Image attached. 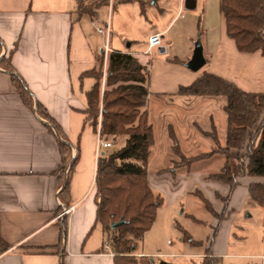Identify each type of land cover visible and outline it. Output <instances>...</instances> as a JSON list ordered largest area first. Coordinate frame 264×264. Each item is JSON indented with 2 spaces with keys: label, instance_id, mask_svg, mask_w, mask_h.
I'll list each match as a JSON object with an SVG mask.
<instances>
[{
  "label": "crops",
  "instance_id": "0c3cea01",
  "mask_svg": "<svg viewBox=\"0 0 264 264\" xmlns=\"http://www.w3.org/2000/svg\"><path fill=\"white\" fill-rule=\"evenodd\" d=\"M94 1L98 0H0V58L15 49L14 74L24 80L34 102L31 107L23 101L12 81V73L0 65V264H114L110 242L102 225L96 224L94 183L98 133L91 124H85L87 92L96 79L82 75L102 63L105 72L111 51L131 53L148 66L138 51L113 49L109 43L111 51L105 57L92 28L100 8L95 16L81 15L79 11L81 4ZM114 3L115 0H108L104 6L111 8ZM163 12L166 14L165 9ZM219 12L206 23L202 35L204 67L198 71L187 67L193 47L186 54V60L174 54L160 61L152 72L149 93L152 89L157 95H182L178 93L180 87L192 84L205 71L230 80L245 91L264 92V55L261 51H239L227 33L224 15ZM179 19L178 12L166 25L151 21L144 54L151 53L149 37L153 33H161L162 45L164 41L172 43V24ZM162 45L160 52L164 49L167 53V46ZM212 98L222 100L225 108L226 97ZM37 103L62 127L72 144L73 155L79 148V161L68 193H62L65 176L60 171L61 138L39 113ZM191 127L208 133L197 122ZM171 131L177 139L171 126L168 128L170 139ZM210 175L200 176L220 187L222 191L216 190V196L222 200L230 186ZM262 180L252 177L248 186ZM149 182L152 187L150 177ZM198 191L205 197L206 193L199 188ZM67 209L70 210L65 212Z\"/></svg>",
  "mask_w": 264,
  "mask_h": 264
},
{
  "label": "trees",
  "instance_id": "16d2710c",
  "mask_svg": "<svg viewBox=\"0 0 264 264\" xmlns=\"http://www.w3.org/2000/svg\"><path fill=\"white\" fill-rule=\"evenodd\" d=\"M108 0L81 4V15L95 16L98 9ZM220 11L226 19L227 33L236 42L241 52L261 51L264 55V0H220ZM14 50L0 58V65L12 73L11 78L23 101L33 107V95L12 65ZM1 51V44H0ZM96 79L93 88L87 92L85 124L92 125L101 138L118 141L124 138V145L118 149L105 148L97 159L94 183L97 205L96 224L102 225L106 239L115 254L114 264H138L133 256L136 240L153 226L158 207L163 199L156 194L148 182V163L154 145L153 124L147 108L149 70L131 53L111 51L105 70L99 68L86 71L82 77ZM104 83V88H103ZM179 94L191 96L226 97L225 110L228 128L226 145L218 143L206 153L186 157L187 164L210 158L214 154L225 156L220 172L211 178L227 183L229 194L222 197L225 206L244 176L261 177L262 181L251 182L248 194L251 202L264 206V92H249L236 83L217 74L205 71L188 86H181ZM39 113L48 120V126L58 133L62 157L60 171L65 176L62 193H68L71 177L79 161V148L72 154V144L62 127L44 107L37 103ZM172 133L171 136L176 138ZM176 147L179 148L177 142ZM72 161V163H71ZM71 163V164H70ZM199 191H197L198 193ZM213 214H218L212 204L198 193ZM220 214V213H219ZM219 221L226 218L225 211L217 216ZM123 221L119 226L112 223ZM184 239L201 244L184 233ZM202 264H222L221 258L207 248ZM145 262V259H144ZM149 263V261H146Z\"/></svg>",
  "mask_w": 264,
  "mask_h": 264
},
{
  "label": "rangeland",
  "instance_id": "374dc122",
  "mask_svg": "<svg viewBox=\"0 0 264 264\" xmlns=\"http://www.w3.org/2000/svg\"><path fill=\"white\" fill-rule=\"evenodd\" d=\"M142 1L144 5L141 0H115L111 8L102 6L98 17L93 19L92 28L104 48L105 36L96 30L97 27L105 30L109 21V46L138 51L149 68L150 81L160 61L174 54L186 60L190 47L194 50L197 40L201 41L206 23L219 15L220 0H196L195 9H187L185 0ZM178 12L180 19L172 24L170 33L172 43L164 41L163 44L167 46V53L155 47L150 54H144L151 21L166 25ZM149 94L148 109L155 144L148 163V182L150 177L152 189L163 203L158 207L153 226L136 240L132 255L138 259V264L146 261L150 264H202L207 248L221 258L222 264H264V206L250 200L248 183L252 177L239 178V185L225 206L216 196V190L222 191L220 187L200 176L220 172L225 156L214 154L191 164L186 161V157L210 152L216 146L212 135L215 130L218 143L225 145L227 114L223 101L212 97L157 95L152 89ZM193 122L209 134L195 131L191 127ZM170 126L175 129L177 139L168 136ZM124 138L108 141L113 149H118L124 145ZM105 150L102 147L101 153ZM158 173L163 175L155 176ZM198 188L206 193L205 198L218 214L208 209L198 194L201 192L197 193ZM224 211L226 218L219 221L217 216ZM184 233L201 244L184 239Z\"/></svg>",
  "mask_w": 264,
  "mask_h": 264
},
{
  "label": "built area",
  "instance_id": "2783aa9c",
  "mask_svg": "<svg viewBox=\"0 0 264 264\" xmlns=\"http://www.w3.org/2000/svg\"><path fill=\"white\" fill-rule=\"evenodd\" d=\"M98 32L105 35L106 36V45L103 49L105 57H107L108 53L111 51V49L108 46V41H109V32H110V27H109V23H107L106 25V29L104 30L101 27L97 28ZM162 45V35L161 33H153L150 37H149V52H151V50L155 47H160ZM104 78H105V72H104ZM100 127V126H99ZM97 151H96V155H97V159L99 157V155L101 154V149L103 148H107V147H111L112 143L110 141H106L103 138H101L100 136V132L98 134L97 137ZM70 209H67L65 212H68ZM142 264V263H140ZM145 264H150L149 263H145Z\"/></svg>",
  "mask_w": 264,
  "mask_h": 264
},
{
  "label": "water",
  "instance_id": "95a60500",
  "mask_svg": "<svg viewBox=\"0 0 264 264\" xmlns=\"http://www.w3.org/2000/svg\"><path fill=\"white\" fill-rule=\"evenodd\" d=\"M191 2H193V4H191ZM194 2H195L194 0H185L186 8L187 9L195 8ZM161 52L164 53L165 50L161 49ZM205 64H206V58L204 55L203 45H202V42L200 40H197V42L195 43L193 56H192L191 60L186 65L191 70L198 71L202 67H204ZM71 163H72V161H71ZM122 223H123V221L114 222V223H112V227L119 226ZM161 264H169V263L162 262Z\"/></svg>",
  "mask_w": 264,
  "mask_h": 264
}]
</instances>
